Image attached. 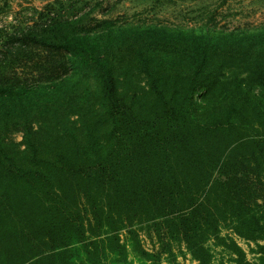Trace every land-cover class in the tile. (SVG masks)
Here are the masks:
<instances>
[{
    "label": "trees",
    "instance_id": "16d2710c",
    "mask_svg": "<svg viewBox=\"0 0 264 264\" xmlns=\"http://www.w3.org/2000/svg\"><path fill=\"white\" fill-rule=\"evenodd\" d=\"M52 9L0 34V264H264V26Z\"/></svg>",
    "mask_w": 264,
    "mask_h": 264
},
{
    "label": "rangeland",
    "instance_id": "374dc122",
    "mask_svg": "<svg viewBox=\"0 0 264 264\" xmlns=\"http://www.w3.org/2000/svg\"><path fill=\"white\" fill-rule=\"evenodd\" d=\"M50 8L53 13L75 20L117 18L132 25H157L186 31L253 32L264 26V0H0V34L33 23L41 13L48 14ZM89 83L95 92L99 87L97 82L90 79ZM15 139L23 141V132H17ZM144 239L145 247L151 250L150 239ZM239 243L249 250L245 241L239 240ZM214 253L216 262L228 258L221 248H215ZM248 257L252 259L254 255L249 252ZM160 264L174 263L164 255ZM175 264L198 263L189 254H178Z\"/></svg>",
    "mask_w": 264,
    "mask_h": 264
}]
</instances>
